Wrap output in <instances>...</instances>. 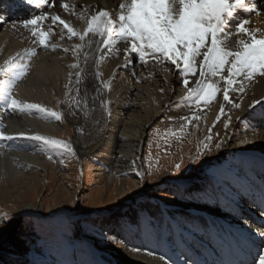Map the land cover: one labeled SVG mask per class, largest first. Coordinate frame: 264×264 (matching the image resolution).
Instances as JSON below:
<instances>
[{
  "label": "bare ground",
  "instance_id": "bare-ground-1",
  "mask_svg": "<svg viewBox=\"0 0 264 264\" xmlns=\"http://www.w3.org/2000/svg\"><path fill=\"white\" fill-rule=\"evenodd\" d=\"M20 1L25 5L24 10L17 0H0V15L7 20L0 26V65L16 52L23 53L26 49H34L36 52L31 58L28 74L15 85L13 95L21 101L39 103L53 111L59 109V102H65L63 109L69 117L70 125L79 129L75 138L78 152L82 157L92 158L98 177L107 181L113 177L115 184L122 182L123 190L125 183L131 184L133 179L140 178L146 129L159 120L165 121L163 118L170 113L171 106H178V110L182 112L178 114L200 117L194 123L203 141L211 136L214 129L221 127L224 131L221 147H216L209 153L194 174L181 182L172 178L161 181L164 185L173 186L179 200L173 198V204L167 205L146 204L144 211L148 218H144L139 214V209L134 210L131 206L127 208L125 220H115L117 227L113 226L116 229L108 225V231L114 237L116 234L118 236L116 240L114 237L107 238V244L101 248L109 262L163 264L160 257L164 256L173 264H258L259 256L264 254V241L258 232L264 231V223L261 227L256 222L264 215L255 213L256 216L250 217L249 204L257 205L254 202L259 198H253L257 189L248 182L250 179L255 181L252 184L256 187H261L260 180L264 183V103L252 108L248 105L253 99L264 97V78L257 76L253 82H245L246 93L243 96L230 90V97L240 104L239 108H233L232 104L225 102L221 92L215 100L203 104L199 109L195 105V97L183 98L184 77L179 69L172 66L165 72L151 60L142 64L136 53L131 54L130 63L125 61L123 52L109 54L99 65L102 77L96 79L95 61L107 49L102 44L99 48L94 44L91 49L85 48L80 52L79 64L85 72L82 73V82L78 84L75 72L79 69L67 67L68 64L76 63L77 57L71 51H63L64 47L80 43L78 37L68 40L65 35L61 40L59 33L63 26L59 21L53 24L48 19L41 24L45 31L52 29L49 47L44 48L32 43L30 29L22 26L23 21L43 14H54L79 30L85 25L77 20L73 11L76 14L84 12L86 16L99 9L119 11L122 0H63L70 7L76 6L73 11H65L60 7V0H56L53 7L49 6L52 0L40 6L30 5L27 0ZM254 2L259 11L249 13L238 10L236 15L244 16H238L236 20L246 19L249 21L246 25L248 28L264 31V0ZM13 24L16 25L15 29ZM64 31L67 32L66 29ZM246 38V35L235 34L233 29L229 43ZM95 39L100 40L101 37L97 36ZM52 43L58 44L56 50L51 48ZM117 47L122 48L123 44H117ZM84 51L89 52L87 64ZM69 72L73 73L71 83ZM109 77L110 89H106L100 80H109ZM197 78L198 71L196 76H187L189 87L194 86ZM161 89L164 91L161 92ZM101 101L109 102L107 107L110 115ZM220 104H224L222 115ZM75 107H80L81 110L74 112ZM217 115H220L219 120H216ZM228 116L232 120L225 129L224 123ZM0 122L4 125L5 134L14 137L11 140L0 139V144L3 145L0 147V195L6 192L9 185L25 187L32 192L37 190L41 173L36 172L35 167L45 169L48 156L39 150V141L17 137L15 134L24 132L28 135L58 136L60 129L66 128V125L55 118L42 119L35 110L31 114L28 110L13 111L3 101H0ZM92 126L96 128L91 135H79ZM93 140L99 141L97 145L90 146ZM242 140L245 142L241 143ZM140 179L142 183L143 178ZM141 183L138 182V185ZM34 211L42 213L40 206L35 204L25 206L23 213ZM202 217H207L206 232L199 225ZM106 220L107 218H103V225ZM131 220L136 224L129 225L128 221ZM190 221L199 226H190ZM208 231H212L211 235L203 236ZM219 235L221 237L218 240ZM208 238L212 243L207 242ZM215 240H218V245Z\"/></svg>",
  "mask_w": 264,
  "mask_h": 264
},
{
  "label": "snow or ice",
  "instance_id": "snow-or-ice-1",
  "mask_svg": "<svg viewBox=\"0 0 264 264\" xmlns=\"http://www.w3.org/2000/svg\"><path fill=\"white\" fill-rule=\"evenodd\" d=\"M55 2L56 0H52L49 6H55ZM27 3L40 6L48 4L49 0H27ZM60 7L65 11H73L76 6L70 7L69 4L60 0ZM241 9L249 13L259 11L254 0H122L119 11L99 9L87 16L84 12L76 14L73 11L77 20L84 23L83 29L74 28L70 22L54 14H43L24 20L22 26L30 29L32 43L44 48L49 47L48 41L52 29L45 31L41 24L48 19H51L53 24L59 21V24L63 26L59 33L61 40L65 38V35L68 40L78 37L80 43L63 48L64 52L71 51L72 55L77 57V62L68 64L67 67L79 69L75 72L78 84L82 82V73L85 72V69L80 68V52L85 48L91 49L94 44L97 48L102 44L107 51L95 61L96 79L102 77L103 73L99 71V65L109 54L123 52L125 61L130 63L131 54L136 53L142 64H147L151 60L154 64L160 65L165 72L172 66L179 69L184 77L183 98L195 97L197 106L201 102L207 104L215 100L217 94L222 92L225 102L232 104L233 108H239L240 104L232 101L230 90L239 92L243 96L246 93L245 82L251 83L257 76L264 78V31L248 28L246 25L249 21L246 19L236 20V14ZM5 22H7L6 17L0 15V26ZM15 27L16 25L13 24L14 29ZM64 29L67 30L66 33ZM233 29L235 34H243L247 38L229 43ZM97 36L101 39L96 40ZM120 43L123 44L122 48L117 47ZM50 46L56 50L58 44L52 43ZM35 55L34 49H26L23 53L16 52L9 56L0 65V77H3L0 79V101L13 111L28 110L31 114L32 110H35L42 119L55 118L56 121H60V113L39 103L21 101L13 95L15 85L28 74L31 58ZM83 55L87 64L89 52L84 51ZM166 64L168 67H164ZM197 71L199 78L195 79L194 86L189 87L187 76L189 74L196 76ZM68 76L71 83L73 73L69 72ZM110 80L111 77L109 80H100V82L104 88L110 89ZM65 87L67 88L68 85ZM77 92H79L78 89ZM108 103L101 101L105 111L110 115ZM261 103H264V97L259 100L253 99L248 107L252 108ZM223 113L224 104H220V114ZM185 119L188 120V118ZM199 119L198 116L192 117V120ZM219 119L220 115H217L216 120ZM231 120V116L226 118L225 129L228 128ZM188 123H191V120H188ZM3 127L4 125L0 122V139H13L12 135L5 134ZM15 135L39 141V150L47 154L49 160L53 159L56 152L75 155L72 145L66 141L41 134L28 135L20 132ZM206 139L210 140L211 137L208 136ZM244 142L241 141V143ZM203 146L208 147L207 144ZM0 147L3 145L0 144ZM216 147L220 148L221 144H216ZM175 167L178 169L180 165L176 164ZM0 219L7 220L9 217L5 213L0 216ZM258 235L264 241V231H259ZM134 250L139 251V249ZM160 259L163 264H173L164 256ZM258 264H264V254L259 256Z\"/></svg>",
  "mask_w": 264,
  "mask_h": 264
},
{
  "label": "rangeland",
  "instance_id": "rangeland-1",
  "mask_svg": "<svg viewBox=\"0 0 264 264\" xmlns=\"http://www.w3.org/2000/svg\"><path fill=\"white\" fill-rule=\"evenodd\" d=\"M18 5L24 10L25 5L20 2ZM203 104L201 102L197 107L201 109ZM64 105L65 102H59V109L55 112L61 114L60 120L66 128L60 129L58 136L50 137L70 143L75 155L56 152L53 159L47 160L45 169L36 166L35 171L41 173L37 190L32 192L25 187L9 185L11 187L8 186L6 192L0 195V216L6 213L9 217L7 220L0 219V264H112L101 250L107 244L105 240L114 237L108 231V225L116 229L113 226H116L115 220H125L127 208L131 206L148 218L144 211L146 204L167 205L173 202V198L179 200L173 186L164 185L161 181L172 178L181 182L194 174L202 160L216 148V144L221 143L224 133L221 127L214 129L211 139L203 141L195 120H192L193 115H182L177 104V107L171 106L170 113L163 118L165 121L159 120L146 129L141 152L142 183L140 178L133 179V183H125L123 190L122 182L115 184L113 177L109 181L98 177L92 158L79 154L75 145L79 129L70 125ZM77 110L81 108L75 107L74 112ZM95 128L92 126L79 135L87 137ZM98 141L93 140L90 146L97 145ZM204 144L208 147L205 148ZM176 164L180 165L178 169ZM249 181L264 201L263 181L260 180L261 187L253 185L255 181ZM255 196L256 193H253L254 199ZM30 204L40 206L42 213H23L24 207ZM249 206L253 209L256 205ZM249 214L250 217L255 216L252 212ZM103 218H107L105 225ZM206 218L202 217L199 224L204 232ZM258 219L256 223L261 226L264 217ZM190 223V226H199ZM128 224L133 226L136 222L131 220ZM211 233L208 231L203 236H210ZM219 237L221 235L218 240ZM206 240L212 243L210 238ZM218 240H215L217 245Z\"/></svg>",
  "mask_w": 264,
  "mask_h": 264
}]
</instances>
